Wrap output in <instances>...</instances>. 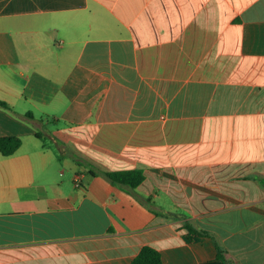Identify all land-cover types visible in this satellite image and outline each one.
<instances>
[{"label": "crops", "instance_id": "crops-1", "mask_svg": "<svg viewBox=\"0 0 264 264\" xmlns=\"http://www.w3.org/2000/svg\"><path fill=\"white\" fill-rule=\"evenodd\" d=\"M0 101V264H264V0H0Z\"/></svg>", "mask_w": 264, "mask_h": 264}, {"label": "trees", "instance_id": "trees-1", "mask_svg": "<svg viewBox=\"0 0 264 264\" xmlns=\"http://www.w3.org/2000/svg\"><path fill=\"white\" fill-rule=\"evenodd\" d=\"M0 105L9 108V105L0 101ZM21 145V140L17 137H1L0 138V152L3 156H10L14 154ZM106 177L114 184L121 186H128L135 189L143 180L144 175L139 170H130L124 172L106 173ZM183 229L187 232V238L191 235L208 236L207 233L195 229L191 224L185 223ZM218 246V258L224 264H235L233 261L225 257L223 249ZM130 264H163L162 256L159 251L151 246H144L138 255Z\"/></svg>", "mask_w": 264, "mask_h": 264}]
</instances>
